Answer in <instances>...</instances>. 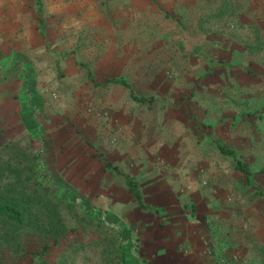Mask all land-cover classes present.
Wrapping results in <instances>:
<instances>
[{
  "label": "rangeland",
  "instance_id": "obj_1",
  "mask_svg": "<svg viewBox=\"0 0 264 264\" xmlns=\"http://www.w3.org/2000/svg\"><path fill=\"white\" fill-rule=\"evenodd\" d=\"M41 2L48 46L35 0H0V183L40 176L67 231L0 244V264L44 242L45 264H264V172L218 147L264 168V0Z\"/></svg>",
  "mask_w": 264,
  "mask_h": 264
},
{
  "label": "trees",
  "instance_id": "obj_2",
  "mask_svg": "<svg viewBox=\"0 0 264 264\" xmlns=\"http://www.w3.org/2000/svg\"><path fill=\"white\" fill-rule=\"evenodd\" d=\"M36 11L40 24V36L48 46L46 36V24L42 17V2L35 0ZM88 79L98 86L108 84H119L129 89L132 99L137 102H153V96L138 95L132 91L130 82L125 76H110L103 81L98 80L90 69L87 70ZM219 150L229 156L235 157L236 171L249 182L256 172H264V168L252 171L248 165L237 158V153L233 148L218 144ZM34 171L40 172L42 162L38 153L33 155ZM105 167L123 177L124 183L129 194L142 209L150 208L142 201V194L138 182L128 174L121 171L110 161L103 159ZM8 165L0 166V174L8 169ZM36 176L34 181L27 184L16 186L14 182L0 183V244L8 245L11 248L20 247L23 236L27 234L38 235L41 239L52 238L55 242L59 241L66 233L67 227L59 215L56 195L51 192L42 191V184ZM18 182L21 181L18 179ZM61 198V197H60ZM49 242H44L43 246L36 252L35 258L38 264H45L43 257L49 250Z\"/></svg>",
  "mask_w": 264,
  "mask_h": 264
},
{
  "label": "crops",
  "instance_id": "obj_3",
  "mask_svg": "<svg viewBox=\"0 0 264 264\" xmlns=\"http://www.w3.org/2000/svg\"><path fill=\"white\" fill-rule=\"evenodd\" d=\"M160 255L162 256V263L163 264H174V262H175V264H178L179 263V261H180V259L178 258V257H176L175 258V261L174 260H172L171 258H170V256H168V253L166 252V249L164 250V252H163V254L162 253H160ZM167 257V258H166ZM185 257V259L187 258V256H184ZM189 264H204L203 263V261L202 260H200L199 258L196 260H190V262H188ZM187 262H184V264H188ZM208 264V263H207Z\"/></svg>",
  "mask_w": 264,
  "mask_h": 264
}]
</instances>
